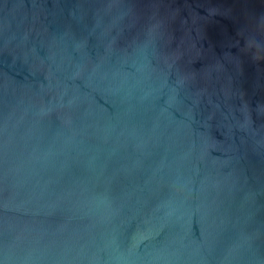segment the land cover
I'll return each mask as SVG.
<instances>
[{
	"label": "water",
	"instance_id": "obj_1",
	"mask_svg": "<svg viewBox=\"0 0 264 264\" xmlns=\"http://www.w3.org/2000/svg\"><path fill=\"white\" fill-rule=\"evenodd\" d=\"M0 264H264V0H0Z\"/></svg>",
	"mask_w": 264,
	"mask_h": 264
}]
</instances>
